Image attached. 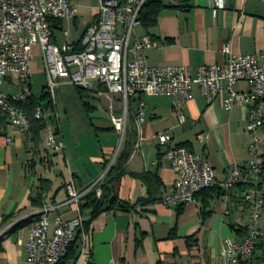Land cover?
<instances>
[{
	"label": "crops",
	"instance_id": "crops-1",
	"mask_svg": "<svg viewBox=\"0 0 264 264\" xmlns=\"http://www.w3.org/2000/svg\"><path fill=\"white\" fill-rule=\"evenodd\" d=\"M71 1L80 10L79 0ZM158 1L167 8L161 12L157 26L148 32L141 27L137 30L139 36L148 35L160 44L159 48L145 52L153 66H186L196 76L203 66L224 63L228 57L223 53L225 48L235 56L264 51V0H223L224 9L212 8L213 0ZM98 7L86 17L79 12L81 18L69 26L71 31L77 34L78 25L85 18L82 35L96 21ZM56 44L59 45L58 34ZM247 89L245 83L235 86L236 91ZM193 92V100L177 109L170 97L142 95L132 98L134 107H130L128 114L131 125L126 130L130 155L127 174L117 184L116 191L122 201L135 207L129 212L104 213L92 221L91 212L81 211L87 220L86 226L88 224L86 233L91 256L89 259L81 256L83 246L79 233L73 242L77 246L75 259L63 264H158L160 261L165 264H226L222 258L224 241L231 238L241 242L246 238L237 236L235 231L249 229V206L237 186L228 191L224 188L233 169L243 170L251 160L254 139L248 134L246 111L243 107H235L228 114L223 107L225 95L208 104L198 88ZM140 102L146 108L143 122L137 123ZM179 113L185 115L184 123H180ZM53 117V113L49 114L50 119ZM104 129H111L101 130L111 136L108 135L97 150L93 148V154L88 150V140L74 137L72 145L59 126L53 129L60 131L65 150L53 154L46 144L49 156L58 159L60 168L55 172L56 178H45L52 182V190L45 197L42 209L30 206L29 202V197L36 195L38 179L44 178L36 174L38 164L34 156L40 154L39 149H34L30 141L28 144L29 134L23 135L11 126L6 136L0 135V264H29L25 258V244L31 224L16 226L18 223L45 206L63 205L71 180L79 192H86L103 180L104 162L113 161L124 141L116 148L114 138L120 134L113 125ZM160 135H169L171 141L161 146ZM7 137L12 139L11 144L7 143ZM182 143H189L192 153L203 156L213 165L216 183L210 191L212 199L208 211L211 215L205 220L201 217V207L203 197L209 198L208 194L185 205L180 214L178 207H169L163 201L171 193L175 179L167 152ZM49 156L43 155L39 161L44 174L46 170H54ZM143 174L156 175L162 183L159 200L146 206L138 203L147 197V187L132 176ZM238 176L241 177V173ZM58 216L72 221L79 213L73 204L51 212L50 237ZM175 228L177 237L170 238ZM193 237V242H187Z\"/></svg>",
	"mask_w": 264,
	"mask_h": 264
},
{
	"label": "built area",
	"instance_id": "built-area-1",
	"mask_svg": "<svg viewBox=\"0 0 264 264\" xmlns=\"http://www.w3.org/2000/svg\"><path fill=\"white\" fill-rule=\"evenodd\" d=\"M147 1L100 0L96 21L84 30L80 39L70 41L72 31L69 26L79 16V9L71 0H0V112L1 106H8V113L2 114L10 126L23 135L29 134L25 109L1 103V96H34L31 80L35 46L40 47L43 56L46 93L52 105L56 106L59 81L105 98L110 103L111 122L121 141L126 134L132 98L142 95L170 97L177 109L179 105L193 100L195 88L199 89L208 104L225 95L223 107L228 114L235 107L245 109L248 131L254 139L249 164L243 170L235 167L224 185L227 191L230 190V183L236 180L253 185V190L244 196L250 210L249 234L241 242L228 238L223 244V261L237 264L240 257H253L254 243L260 242L262 217H258L256 201H259V194H264V179L263 175L255 173L253 153L259 151V132L262 130L261 120H264V51L235 56L225 48L223 53L228 57L224 63L203 66L196 76L186 66H153L145 52L159 48L160 44L148 35L137 34L141 27L140 12ZM211 7L224 9V1L213 0ZM52 21L64 23L60 33L67 40L61 46L53 41ZM239 83L247 84L248 89L236 91L235 86ZM112 95L119 97L122 106L120 115L115 114ZM39 107L41 115L45 116L44 131L50 152L60 154L65 150V144L59 132L48 126L47 111L43 105ZM145 108L146 105L140 102L137 123L143 122ZM179 121H186L183 113H179ZM158 141L161 146H166L171 137L160 135ZM7 143H12L10 137H7ZM167 157L175 175L172 191L163 199L167 206L176 208L194 203L200 193L215 186L213 165L203 156L173 148L168 150ZM66 188L68 198L63 205L45 206L44 211H37L23 219L31 224L25 244L27 263L59 264L79 233L83 246L81 256L90 258L87 220L81 215L80 208L83 196L89 190L77 191L73 180ZM96 194L100 198L101 190L97 189ZM71 204L76 206L79 217L66 221L58 216L50 237L49 214Z\"/></svg>",
	"mask_w": 264,
	"mask_h": 264
},
{
	"label": "trees",
	"instance_id": "trees-1",
	"mask_svg": "<svg viewBox=\"0 0 264 264\" xmlns=\"http://www.w3.org/2000/svg\"><path fill=\"white\" fill-rule=\"evenodd\" d=\"M107 1V0H104ZM167 8L161 1L158 0H148L144 5L143 9L140 12V23L141 29L145 32L155 28L158 24L159 16L161 12ZM51 29L53 32V41L56 42V36L59 34L63 27L64 23L60 21H52ZM77 93L81 99V102L84 106L85 111L89 114L95 108H93L89 103L85 101V97L88 96V92L85 90L76 87ZM42 101L48 100L45 105L42 104ZM43 105L45 110L48 112L49 109L52 112L56 111V107L52 105V102L49 100V96L46 91H43L42 96L40 99H37L35 96L29 97L26 102L20 104L19 107L25 109L28 122H29V141L34 149H39L40 142L42 140V132L44 131L45 124L36 120L34 114L36 109ZM5 113L3 111L0 112V135L6 136L7 131L10 127V124L7 118L2 114ZM99 130V129H98ZM102 131H108L111 129H100ZM58 132H60L58 130ZM177 149H186L192 153L191 145L189 143H182L179 144ZM129 141H127V133L125 136L124 143L122 145V150L119 152L118 156L116 157L114 163L110 166L108 172L106 173L105 177L101 182L98 183L97 186L89 190L82 199L81 204V211H90L91 212V221L97 219L104 213L109 212H129L135 206H132L130 203L122 201L116 191L117 184L120 183L121 179L127 174L126 171V164L129 159ZM263 159V170H264V155L262 156ZM111 161L108 160L104 162V167L107 169L110 165ZM135 178H139L147 187L148 193L145 199L139 201V205H148L155 203L159 200V195L162 187V183L158 176L153 174H143V175H132ZM234 186H237L239 189V194L245 200V194L250 190H253L252 184H241L238 183ZM99 188L102 192L101 197H97L96 190ZM214 189L205 190L197 196L202 197L206 194L209 195V198L203 197L202 200V207H201V217L205 220L208 216L211 215V212L208 211L210 201L212 196L210 195V191ZM52 190V182L45 178L38 179L37 191L36 195L33 197H29L30 206L42 209L44 207V199L45 197L51 192ZM246 202V201H245ZM183 206L178 207V213L180 214L183 211ZM8 220V219H7ZM21 223H30L29 220L23 221L18 223L16 226L21 225ZM233 228V227H232ZM86 230H88V224L86 226ZM236 235L239 237L247 236L249 234L248 228H242L239 231H235ZM176 228L173 229L170 233V238H176ZM193 238L187 239V242H193ZM77 246L76 243L70 244L68 247L66 255L61 259L59 264H63L66 260L75 259V252ZM257 253H259L257 255ZM250 260H245V257H240L237 264H264V236L258 243L255 248L254 255L251 257ZM254 259V261H253ZM158 264H165L163 261H160Z\"/></svg>",
	"mask_w": 264,
	"mask_h": 264
},
{
	"label": "rangeland",
	"instance_id": "rangeland-1",
	"mask_svg": "<svg viewBox=\"0 0 264 264\" xmlns=\"http://www.w3.org/2000/svg\"><path fill=\"white\" fill-rule=\"evenodd\" d=\"M78 3L80 4V15H83L84 17L89 16L91 13V10L93 8L98 7L100 0H79ZM79 17V16H78ZM81 16L78 18L80 19ZM85 18H83L81 23H79L78 27V33L75 34V32L72 31V34L69 38L70 41H76L77 39H80L81 37V31L84 28L83 22ZM73 30V28H72ZM67 39L62 37L61 34H58V41L59 45L61 46ZM33 56L34 60L32 63V91L34 96L37 99H40L42 96L43 91H46V73L44 70V61L43 56L40 50L39 46H35L33 48ZM59 85L56 89V111L52 112L49 110L46 112L47 115V123L48 126L51 128H61L64 132V135L67 137L69 144L73 145L74 137H82L84 140H88L90 144L88 145L89 152H92L93 154V148L96 150L102 146L105 142V139L108 138V135L105 134L101 130L98 129H104L109 128L112 126L111 122V114L109 110V101L105 98H100L95 96L94 94L88 93V96L85 97V101L89 103L93 108H95L93 111H91L89 114L85 111L84 106L81 102V99L77 93L76 87L68 85L63 83L62 81H59ZM114 102V109L115 114L119 115L122 111L121 102L119 100V97L116 95L111 96ZM49 100L51 101L50 97ZM48 100H44L42 102L43 105L47 103ZM130 107H134V99L130 100L129 103ZM53 113L54 117L53 120L49 118V114ZM45 119V116H44ZM46 123V121H45ZM130 121H128L127 124V130L130 128ZM250 137L252 135L248 133ZM111 136V135H110ZM42 140L40 142L39 146V152L40 154H37L34 156V160L36 161L37 169L36 174L39 177L44 178H56V173L58 172L60 166L57 164L58 159L55 158L53 155L49 156V152L46 150V134L45 131L42 132ZM115 137V136H114ZM259 155H264V129H262L259 132ZM116 148L119 146L122 138L121 136H117L114 138ZM125 140V139H124ZM254 142V140H252ZM124 143V141H123ZM74 147V146H73ZM43 155H47L50 158V161L54 164L53 168L54 170L48 171L46 170L45 174L43 173V167L40 166V159L43 157ZM63 169H66V166L63 164ZM106 171V170H105ZM103 171V174L105 173ZM56 172V173H55ZM55 174V175H54ZM57 185V183H56ZM42 211V210H40ZM261 220H260V228L261 231L264 233V209L261 212ZM259 253H257L258 255ZM254 261V259H253Z\"/></svg>",
	"mask_w": 264,
	"mask_h": 264
},
{
	"label": "bare ground",
	"instance_id": "bare-ground-1",
	"mask_svg": "<svg viewBox=\"0 0 264 264\" xmlns=\"http://www.w3.org/2000/svg\"><path fill=\"white\" fill-rule=\"evenodd\" d=\"M28 98H29L28 96H21V97L1 96V103L10 104L11 107H19V105L26 102ZM1 111L8 113V106H1ZM34 117L36 120L42 123H45L44 116L41 115V112H40V107L36 109ZM261 129H264V120H261ZM46 144L48 148L50 149L49 143H46ZM253 161L255 163V173H258V175H263V179H264L263 159H262V156L259 155L258 151L253 153ZM238 183L243 184V180L232 181V183H230V189H232V187H234V185ZM256 208H258V217H261V212L264 209V194H259V201H256ZM44 209L42 211H44ZM263 236H264V233L261 231V229H259V240H261ZM258 243L259 242L254 243V251Z\"/></svg>",
	"mask_w": 264,
	"mask_h": 264
},
{
	"label": "water",
	"instance_id": "water-1",
	"mask_svg": "<svg viewBox=\"0 0 264 264\" xmlns=\"http://www.w3.org/2000/svg\"><path fill=\"white\" fill-rule=\"evenodd\" d=\"M120 144H121V143H120ZM120 146H121V145H120ZM120 146H119V148H120ZM117 154H118V151H117ZM117 154H116L115 158L113 159V161L110 163V165H109L108 168H110V166L114 163V161H115V159H116V157H117Z\"/></svg>",
	"mask_w": 264,
	"mask_h": 264
}]
</instances>
